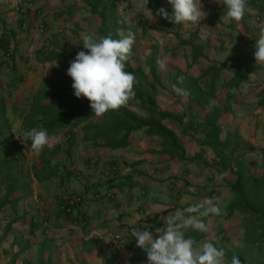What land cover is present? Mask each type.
<instances>
[{"label":"crops","instance_id":"crops-1","mask_svg":"<svg viewBox=\"0 0 264 264\" xmlns=\"http://www.w3.org/2000/svg\"><path fill=\"white\" fill-rule=\"evenodd\" d=\"M110 1L116 7L117 23L124 25L117 34L134 33L127 16H120L127 12L125 5L118 7L119 0ZM147 1L157 10L165 8L171 14L167 0ZM201 3L205 16L199 25L174 24L154 13L159 17L160 40L158 44L151 41L148 45L151 46L149 55L162 51L158 46L171 48L172 58H162L163 62L168 61L165 63L170 65L169 69L157 59L160 86L152 90L156 94L160 88L167 96L166 101L161 96L162 99L153 102L159 111L176 117L175 121H164L163 125L173 131L179 144L182 143L179 152L169 155L164 151L162 139L149 136L143 130L131 133L128 145L116 150L94 147L89 135L78 132L74 137L76 149L63 152L65 156L59 161L57 176L39 181L33 177L32 167H36L40 155L32 161L23 154L31 179L16 206L0 213V264H146L142 261L146 254L138 252L126 226L147 225L155 238V230L163 226L160 217L169 212L203 204L208 199L213 200L221 212L232 200L231 186L224 177L229 168L221 166L220 159L210 148L201 146L200 142L191 146L176 132L174 125L180 123L184 127L188 116L186 120L182 118L179 104L172 101L182 99V105L197 109L208 105L211 108L208 107L207 114L215 109L222 121L235 128L236 121L249 123L260 112L257 102L264 90V81L249 78L261 74L253 75L251 69L246 81L233 89L226 86L230 72L223 71L225 76L222 72V81L203 106L191 103L188 95L178 96L172 86L184 89L189 79H200L205 69L220 63L227 69L240 66L242 55L254 50L260 28H264V0H246V13L239 22L225 20L226 9L217 0H201ZM88 20L94 21L99 34V19L89 13L84 0H0V42L5 41L14 51L10 60L0 55V96L3 99L16 96L14 100H5V108L9 107L16 114L22 110L16 107L23 108L22 102L30 99L16 124L21 125L32 95L42 86V79L46 77L42 74L44 68L59 73L56 67L69 56L70 49L65 48L68 37L73 38L77 33L80 42L81 34L87 32ZM259 20L263 22L259 24ZM142 24L146 29L147 23ZM54 53L65 58L38 62ZM183 53L188 56L187 66L191 68L180 71L179 55ZM228 63L233 66L229 67ZM181 77L183 80L178 81ZM163 80L170 85L164 86ZM234 109L240 111L233 112ZM248 109H256V112ZM232 112L238 119L232 118ZM96 195L99 196L96 198ZM72 196L81 197L83 203L72 213L65 214L60 206ZM202 219L208 231L194 239L197 246L205 241L215 246L220 244L224 235L221 230L226 227L222 215L210 214ZM186 236H190L188 231Z\"/></svg>","mask_w":264,"mask_h":264},{"label":"trees","instance_id":"trees-1","mask_svg":"<svg viewBox=\"0 0 264 264\" xmlns=\"http://www.w3.org/2000/svg\"><path fill=\"white\" fill-rule=\"evenodd\" d=\"M84 3L89 7V13L99 19L98 38L109 36L110 33L115 34L119 29L124 28V25L117 23L116 7L110 0H84ZM146 6L153 13L158 12L157 7L148 1ZM0 45H4L6 49L5 41L0 42ZM63 58H65L64 55L54 53L38 59V62L47 63ZM147 67L149 70L147 75L139 69L132 73L147 88L152 89L160 86V71L155 51L150 53L147 59ZM227 70L231 77L227 80L226 86L233 89L238 88L252 73L251 69L241 66L235 69H227L224 63L209 67L203 71L200 79H189L185 83L184 89L189 101L199 106L207 104L213 97L216 85L222 78V72ZM125 71L131 72L127 68V64ZM63 77L70 84L67 88L56 89L54 92L40 91L31 97V105L22 116L20 137H23L21 135L23 131L32 128H45L53 136L66 127L84 123V134L89 135L93 146L97 148L111 150L125 148L128 145L130 134L143 130L149 136L162 139L164 151L169 155L176 154L181 149L173 131L163 125L164 121H175L176 117L169 112L159 111L151 96L141 93L135 85V95L131 98L139 100L145 106L147 114L145 118L138 117L123 107L116 111H108L102 116H96L92 113L86 99L71 98L69 92L73 91L71 88L72 81L67 74ZM257 107L264 109V90L258 96ZM97 117V122L93 123L91 120ZM217 118L218 113L215 111L204 121L206 133L201 146L210 148L220 159L221 166L226 169L230 167H228L223 148L229 146L228 142H220L218 138ZM11 126L12 122L7 116L5 105L0 100V213L7 208L16 206L21 196L28 190L31 179V173L27 172L25 156L22 152L23 147L10 134ZM24 141L28 146L31 143L26 138ZM68 145V140L57 143L54 147L55 153L59 150L68 149ZM235 164V170L232 171L235 180L230 191L235 195L236 200L229 204L228 214L234 210H239L257 218L258 222H264V164L262 173L258 177H252V175L246 177L243 174L242 165L237 160ZM59 166L58 160L41 154L36 167H32V175L38 181L46 180L57 176ZM247 222L249 223V221ZM258 229L262 230L261 237L264 236V225ZM188 233L193 239H198L202 234L191 230H188ZM138 252L146 254L141 249ZM225 257L226 259L230 258V254L226 253ZM142 261H146V258H143Z\"/></svg>","mask_w":264,"mask_h":264},{"label":"rangeland","instance_id":"rangeland-1","mask_svg":"<svg viewBox=\"0 0 264 264\" xmlns=\"http://www.w3.org/2000/svg\"><path fill=\"white\" fill-rule=\"evenodd\" d=\"M142 3V0H119L117 1V6L122 7L125 5V9L127 12L123 13L121 18H125L127 16L128 24L133 28V31H135L133 34L135 35V42L132 47V52L126 62L127 68L129 71H135L136 68L141 69L144 71V73H148V67L146 65L147 58L149 57V52L151 51V46L149 45V42L153 41V43H157V41L160 40V36L158 35L159 32L157 30V27L159 25V17L152 13L148 8V10L151 12V15L148 11H144L142 7H139V5ZM145 12V13H144ZM143 21L147 23L146 29L143 28ZM87 33L93 34L95 37H97L98 30L95 29L94 21L90 22V20L87 21ZM263 20H259L258 23L261 24ZM257 23V22H256ZM261 32L258 34L260 36L262 33H264V28H260ZM117 35V36H115ZM121 35V36H120ZM120 35L117 33H110L109 36H111L113 39H119L123 35H125V32H121ZM117 37V38H116ZM140 40V41H139ZM79 41V35L76 33V35H73V38L68 37V42L65 44V48L70 49L69 56L66 57L63 62L56 67L59 73L51 72V69H46L42 71V74L46 76L42 79V86L39 88L37 92L34 94L42 91V92H54L56 89H65L70 84L68 83L67 79L63 77L67 73V69L70 65V62L74 59L73 55L76 56V54L83 50L82 48L79 49L82 40ZM160 45V44H159ZM169 46H158V50L162 49V51L159 50V53L155 51V57L156 59L161 60V64L163 63L168 66V69L170 68L168 61L166 60L163 62L162 58H167L168 60L172 58V55L170 54L171 48H168ZM71 51V52H70ZM188 56L186 53L179 55V66L181 68L180 71H185L190 69V65L187 66L188 63ZM243 59L240 62L241 67H246L249 69H253V75L256 74V72H259L261 74L260 76L256 77H250L251 81L258 80L259 78L264 81V63L255 62L253 58V51H248L247 53H244L242 55ZM161 58V59H160ZM174 58V63H176ZM158 61V60H157ZM226 62V61H225ZM228 66H233L232 63H228ZM177 67V66H176ZM190 67V68H189ZM201 68V67H200ZM197 68V69H200ZM173 69V68H172ZM168 73V71L166 70ZM50 75V76H49ZM223 75L225 76V73L223 72ZM135 76V75H134ZM229 77V76H228ZM223 77L221 78L222 81ZM183 78H179L178 81H182ZM164 86H169L170 84H166V81L163 80ZM134 85L138 88V90L141 93L150 95L151 98L155 101V99H162L161 96H163V100L166 101L167 96L165 97V93H161L160 88L157 89V93L144 86L142 83H140L135 78ZM264 88V85H263ZM154 92V93H153ZM69 95L72 99H76L73 96V91L69 92ZM33 96V95H32ZM20 97V96H19ZM83 98V97H81ZM243 99V97H241ZM14 100L15 97H11L10 95L6 97V99H3L2 96H0L1 102H3L4 105H6L5 100ZM30 99H25L21 105H23V108H17L20 110V114H16L12 112V109H9V107L6 108L7 116L11 119L12 126L10 134L13 136L14 140L22 145L23 147V154L26 155V157L29 158V160L35 161L38 159L39 155L43 154L45 157H52L53 159H56L58 161H62L61 159L64 158L65 153H70L73 150L76 149L75 144L76 140H74V137L76 136V133L83 132V126H69L61 130L58 134L53 136H59L61 135V141L62 140H68L69 141V147L66 150H59L55 153L54 147L55 144L49 148L44 147L42 152H36L29 148V146L25 143L24 137L19 136V129L20 125L16 124L19 122L21 114L24 112L23 110L27 109V106L29 104ZM78 100V99H76ZM181 100H177V102H173V104H179L180 111L182 113V118L187 117V123L184 127L179 123L178 125H174L176 128V132L180 134L183 138H186L188 143L191 146H197L198 143L202 142L205 138L206 129L204 126V121L216 110L214 109L213 112L210 114H207L206 111H210V106L207 105V108L203 109H197L193 107H189L188 105H182ZM15 105V104H14ZM17 105V104H16ZM210 107V108H208ZM123 108L127 109L128 111L133 112L136 116L145 118L147 116L145 112V106L140 103L139 100H133L132 98L129 99L128 103L123 106ZM203 111V120H202V112ZM252 112H256V109H248ZM240 111V109H234L233 112ZM15 112V111H14ZM232 112V118H236L234 115L235 113ZM193 114V115H192ZM231 114V113H229ZM20 116V117H19ZM205 116V117H204ZM230 116V115H229ZM230 116V117H231ZM238 119V118H236ZM98 117L92 119L91 121L93 123L97 122ZM16 122V123H15ZM216 125L218 127V138L220 141L228 142L227 148H223V152L226 156V160L228 163L229 173H225L224 177L227 178V181L229 182V185L232 186L234 183V176L232 175V171L235 170V161L237 160L239 164L242 165L243 174L247 177L252 175V177H258L262 173V166L264 164V110L260 109L259 113H256L255 118H252V121L249 123H245L242 120V123L237 122L235 124V128L231 127L229 123H226L225 121H222L219 117L216 120ZM80 126V127H79ZM230 135L232 137H230ZM60 137V136H59ZM72 139V141H70ZM57 144V143H56ZM78 145V142H77ZM180 145L182 146V143L180 142ZM78 147V146H77ZM215 154V153H214ZM26 167L29 166V164L26 162ZM29 167H27V172H29ZM231 193V201H228L226 203V207L224 206L223 209H221L220 215H222L223 221L226 223V227L222 229L221 231H224V235L219 240L220 244H217L216 246L218 248H222L226 253L230 254V258L224 260V264H231V258L233 256H237L240 259L241 264H264V236L261 237L262 230L258 229L260 226L264 225V222H258L257 218H254L250 215L244 214L239 210H234L231 214H228V206L229 203H232L236 200L235 195L230 191ZM249 221V223L247 222ZM260 225V226H259ZM253 227V230L251 228ZM258 227V228H257ZM256 232V233H255Z\"/></svg>","mask_w":264,"mask_h":264},{"label":"clouds","instance_id":"clouds-1","mask_svg":"<svg viewBox=\"0 0 264 264\" xmlns=\"http://www.w3.org/2000/svg\"><path fill=\"white\" fill-rule=\"evenodd\" d=\"M217 2L226 9L225 20L239 22L243 19L246 0ZM167 3L171 5V14L165 8H160L156 14L171 23L199 25L205 16L201 0H167ZM146 5L147 0H142L139 7L151 15ZM81 38L83 50L70 62L66 73L72 81L73 96L86 99L96 116L120 109L135 95V76L125 71L135 35L129 31L121 38L113 39L111 36L97 38L85 32ZM253 48L255 62L264 63V33L255 41ZM172 88L178 96H187L185 89L175 85ZM21 135L30 140L29 146L36 152L44 147L51 148L62 139L51 136L45 128L25 130ZM210 214L219 215L220 208L208 199L203 204L161 216L163 226L155 230V238L147 225L130 228L129 236L134 238L136 247L146 253V264H224L225 251L222 248L208 241L197 246L193 238L186 236L188 230L206 233L208 225L202 218ZM231 264H241L239 257L233 256Z\"/></svg>","mask_w":264,"mask_h":264},{"label":"built area","instance_id":"built-area-1","mask_svg":"<svg viewBox=\"0 0 264 264\" xmlns=\"http://www.w3.org/2000/svg\"><path fill=\"white\" fill-rule=\"evenodd\" d=\"M0 55L1 58L4 60H10L12 57H14V51L13 47L9 46L7 47L6 44V49L4 48V45H0ZM99 195H96L95 197L97 198ZM83 203V199L79 196H72L69 197L61 206L60 209L62 210L63 213L65 214H70L75 210L79 205ZM126 230H129L130 227H125Z\"/></svg>","mask_w":264,"mask_h":264}]
</instances>
